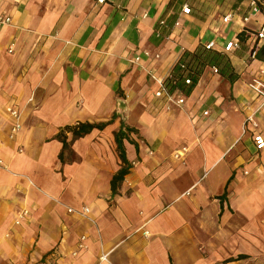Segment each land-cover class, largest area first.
<instances>
[{
	"label": "crops",
	"instance_id": "obj_1",
	"mask_svg": "<svg viewBox=\"0 0 264 264\" xmlns=\"http://www.w3.org/2000/svg\"><path fill=\"white\" fill-rule=\"evenodd\" d=\"M96 1L0 0L10 18L0 27V264H264V152L251 140L264 111L243 132L249 85L264 71L246 60L249 34L263 16L228 56L235 83L206 69L182 108L166 110L151 76L163 79L182 49L239 34L221 18L246 0ZM163 18L179 26L159 39ZM8 106L20 115L14 139ZM78 122L110 123L61 162L55 137ZM121 123L136 147L124 142L131 169L113 196Z\"/></svg>",
	"mask_w": 264,
	"mask_h": 264
},
{
	"label": "trees",
	"instance_id": "obj_2",
	"mask_svg": "<svg viewBox=\"0 0 264 264\" xmlns=\"http://www.w3.org/2000/svg\"><path fill=\"white\" fill-rule=\"evenodd\" d=\"M175 1L179 2V0ZM254 1L256 2L261 15L263 16L264 25V0ZM163 19L166 22L165 27L157 26L155 30V37L159 39L169 37L171 28L173 27V24L175 22V20L169 21V18ZM245 31H248V29L245 28ZM245 31L237 35L241 46H243L242 44L246 40ZM157 32L160 34V37L156 36ZM252 50L255 51V60L264 63V41L259 43L257 40H255L254 44L252 45ZM209 67H216L218 69L219 75H221L232 84L239 79V75L234 72L230 59L227 55L219 54L216 51H207L205 50L203 45H198L193 51L185 49L181 50L179 57L170 67L167 76L164 78V85L170 92L173 90H179L185 95L189 96L197 85L205 69ZM187 79L190 80L189 85L185 84V81ZM115 118L116 117L114 115L111 121H113ZM110 122L99 124L78 122L76 124L63 127L55 137L62 145V150L59 154V160L61 162H64L65 157L70 156V145L73 141L85 137L93 130H103L106 126H108ZM131 133H137V131L129 128L124 123H121L120 129L113 136L116 146L115 151L120 161V168L110 181V187L113 196L118 194V187L124 180V177L129 174L131 169V165L126 159L124 147L125 141L136 147V144L129 138ZM68 134L71 136L70 141H68Z\"/></svg>",
	"mask_w": 264,
	"mask_h": 264
},
{
	"label": "built area",
	"instance_id": "obj_3",
	"mask_svg": "<svg viewBox=\"0 0 264 264\" xmlns=\"http://www.w3.org/2000/svg\"><path fill=\"white\" fill-rule=\"evenodd\" d=\"M97 3H103L104 0H97ZM192 13V8L189 4L185 3L181 7V14L182 15H190ZM261 15L259 7L257 6L256 2L254 0H246V5L244 7L243 13L240 15L238 14L233 8L228 9L226 13L223 15L221 18V22L223 24H229V23H234L238 21L240 24H242V31H245V26L249 24L256 17ZM10 23V18L9 17H2L0 16V27L3 25H8ZM158 26L159 27H165L166 22L164 19H160L158 21ZM179 26V20L176 19L173 27L171 28V31L175 29L176 27ZM247 33V31H245ZM238 35V34H237ZM237 35H235L232 39L230 40H224V41H219L217 39H212L206 43L203 44L205 50L207 51H216L219 54L222 55H232L235 54L237 51H240L241 49V44L237 38ZM157 37H160V34L157 32L156 33ZM251 40V44L248 47L247 53H246V60H255V51L252 50V45L254 44L255 40H257L259 43L264 41V25L263 23L259 25L258 30L254 35L249 34ZM143 55L145 57H149L147 52H144ZM155 58H158V55L154 56ZM142 57L141 56H135L132 59V62L134 64H139L141 62ZM208 69L212 74H219L218 69L216 67H209L206 68ZM205 69V70H206ZM167 74L165 75V77ZM164 77V78H165ZM164 78L163 79H157L154 76H151V79L153 82H155L157 89L154 93V97L157 101H159L160 104H162V107L165 108L166 110H171L174 108L181 109L182 106L184 105V99H185V94L182 93L179 90H173V91H168L164 85ZM186 85L190 84V80L187 79L185 81ZM249 90L251 95H253L254 100L252 101L255 103V109L248 115L246 123L244 124L243 132L246 131V127L248 124H250L254 129L257 128V123L253 120V117L257 113H261L264 111V71L260 70L258 74L253 78L252 82L249 85ZM6 113L10 119L11 125H10V132H9V139H14L16 134L19 132L21 126L19 123L20 115L19 111L13 107V106H8L6 109ZM204 117L208 115V111H204L202 113ZM251 140L254 146V149L256 152H264V133L260 131H255L251 135ZM183 152L186 151L185 148L182 149ZM176 156L175 158H177ZM4 168L3 162L0 159V169ZM245 174H247L245 172ZM68 213H79L81 215H84L88 212V209L83 208L82 211H75L73 209H68ZM26 216V212H23L20 218H23ZM19 221L15 222V225H18ZM82 241H84V237L80 238V241L78 243L77 249L78 250H83L84 245L82 244ZM73 253V255H75ZM106 256H103L100 258V261L105 260Z\"/></svg>",
	"mask_w": 264,
	"mask_h": 264
}]
</instances>
